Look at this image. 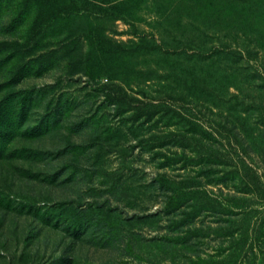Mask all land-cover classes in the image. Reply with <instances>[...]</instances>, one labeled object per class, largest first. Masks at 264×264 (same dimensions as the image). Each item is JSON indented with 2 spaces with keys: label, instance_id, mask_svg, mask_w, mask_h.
Returning <instances> with one entry per match:
<instances>
[{
  "label": "rangeland",
  "instance_id": "rangeland-1",
  "mask_svg": "<svg viewBox=\"0 0 264 264\" xmlns=\"http://www.w3.org/2000/svg\"><path fill=\"white\" fill-rule=\"evenodd\" d=\"M193 116L264 145V0H0V264H191L162 174L228 190Z\"/></svg>",
  "mask_w": 264,
  "mask_h": 264
},
{
  "label": "trees",
  "instance_id": "trees-1",
  "mask_svg": "<svg viewBox=\"0 0 264 264\" xmlns=\"http://www.w3.org/2000/svg\"><path fill=\"white\" fill-rule=\"evenodd\" d=\"M217 48L209 58L216 57L219 52L235 54L234 50L229 51L230 45L226 41L219 43ZM206 52L211 53L210 49H206ZM233 97L237 102L238 94ZM136 100L143 101L137 97ZM235 102L232 108L238 113L242 114L250 108L237 109ZM193 119L195 121L191 122L198 125L195 116ZM218 124L220 136L218 134L216 137L199 125L205 133L192 130L191 133H196L198 137L192 136L191 139L203 146L202 149L192 147V154L201 158L198 165L205 166V175L216 172L217 177L209 180L220 182L228 188L225 196L213 197L208 194V188L201 190L198 184L190 180L192 175L187 177L188 174H182V179L177 180L167 177L166 172H163L166 180L162 179L161 182L168 185L164 189L171 192L163 201V210L182 214L181 209L184 207L187 209L184 213L190 216L195 228L171 229L161 234L158 242L171 244L174 257L185 259L191 264H264V170L259 171L260 167L256 162L259 155L264 159V145L248 132L244 135L233 124ZM192 140L190 144L193 143ZM215 144L221 148L218 149ZM214 165L219 168L213 170ZM200 193L203 195V202L210 203H205V206L202 205L203 202L198 203ZM254 203H258V206ZM197 221L208 222L209 227L210 223H214L217 229L196 228ZM178 226L184 225L180 222Z\"/></svg>",
  "mask_w": 264,
  "mask_h": 264
}]
</instances>
